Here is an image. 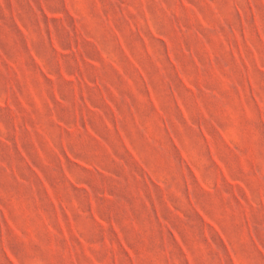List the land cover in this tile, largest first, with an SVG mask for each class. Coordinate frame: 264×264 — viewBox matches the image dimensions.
Wrapping results in <instances>:
<instances>
[{
	"label": "clouds",
	"instance_id": "9594fccd",
	"mask_svg": "<svg viewBox=\"0 0 264 264\" xmlns=\"http://www.w3.org/2000/svg\"><path fill=\"white\" fill-rule=\"evenodd\" d=\"M0 264H264V0H0Z\"/></svg>",
	"mask_w": 264,
	"mask_h": 264
},
{
	"label": "rangeland",
	"instance_id": "374dc122",
	"mask_svg": "<svg viewBox=\"0 0 264 264\" xmlns=\"http://www.w3.org/2000/svg\"><path fill=\"white\" fill-rule=\"evenodd\" d=\"M177 75L179 76V73H177ZM186 87L191 88V85H186ZM179 107H182V105H179ZM80 166L84 167V168H88V169H90V167H91L90 165L86 164L85 161H80Z\"/></svg>",
	"mask_w": 264,
	"mask_h": 264
}]
</instances>
